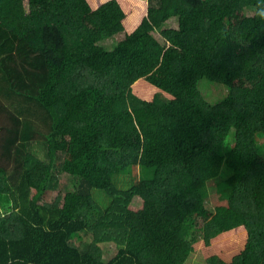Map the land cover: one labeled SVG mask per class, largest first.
I'll return each mask as SVG.
<instances>
[{"label":"trees","instance_id":"obj_1","mask_svg":"<svg viewBox=\"0 0 264 264\" xmlns=\"http://www.w3.org/2000/svg\"><path fill=\"white\" fill-rule=\"evenodd\" d=\"M261 10L0 0V264H264Z\"/></svg>","mask_w":264,"mask_h":264},{"label":"rangeland","instance_id":"obj_2","mask_svg":"<svg viewBox=\"0 0 264 264\" xmlns=\"http://www.w3.org/2000/svg\"><path fill=\"white\" fill-rule=\"evenodd\" d=\"M179 27V23H178V19H172L170 21H168L167 23H165L160 30L154 32V35L159 39L160 42H164L163 37H162V31L166 30V29H177ZM199 90L201 92V94L204 96V98L211 102V103H215L218 101H222L224 98L227 97V95L229 94V90L227 87H225L222 84L219 83H214V82H209L208 80H201L199 83ZM230 140H233V136L230 137ZM258 143L260 144H264V138L260 137L258 139ZM224 151V150H223ZM153 173L151 171H147L144 167L139 168L134 174L136 176H138L141 179H150L151 177H153ZM58 179H59V184L61 186L66 185L67 181H68V177L66 175H64V173H61L58 175ZM129 181V177H125L124 179L122 178L121 181V188L125 187L127 188L128 186L126 185V182ZM123 183H125V185H123ZM124 188V189H125ZM99 190H93V196L96 197L97 200L100 201V203L105 202L104 197L100 194L99 195ZM58 192H54L52 193V198L50 201L54 200L57 196ZM98 197V198H97ZM212 197V195L210 196V198ZM92 238H88L89 241H91ZM117 249L115 248V246L113 244L108 245V247H105V252H106V260H110L112 259L116 253H117ZM187 264H206V262L204 261V259L202 258V256L200 254H193L192 257L190 258V261Z\"/></svg>","mask_w":264,"mask_h":264},{"label":"clouds","instance_id":"obj_3","mask_svg":"<svg viewBox=\"0 0 264 264\" xmlns=\"http://www.w3.org/2000/svg\"><path fill=\"white\" fill-rule=\"evenodd\" d=\"M259 15H260L261 17H264V10H261V11L259 12Z\"/></svg>","mask_w":264,"mask_h":264}]
</instances>
